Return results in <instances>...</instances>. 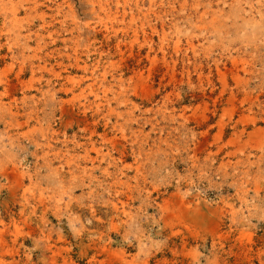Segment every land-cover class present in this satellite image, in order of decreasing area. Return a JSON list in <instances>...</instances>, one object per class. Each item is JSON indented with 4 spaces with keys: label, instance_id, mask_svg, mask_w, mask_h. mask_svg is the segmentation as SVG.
I'll use <instances>...</instances> for the list:
<instances>
[{
    "label": "rangeland",
    "instance_id": "rangeland-1",
    "mask_svg": "<svg viewBox=\"0 0 264 264\" xmlns=\"http://www.w3.org/2000/svg\"><path fill=\"white\" fill-rule=\"evenodd\" d=\"M0 264H264V0H0Z\"/></svg>",
    "mask_w": 264,
    "mask_h": 264
}]
</instances>
